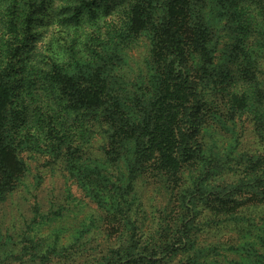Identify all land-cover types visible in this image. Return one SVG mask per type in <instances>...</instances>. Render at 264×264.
I'll list each match as a JSON object with an SVG mask.
<instances>
[{
    "label": "trees",
    "instance_id": "1",
    "mask_svg": "<svg viewBox=\"0 0 264 264\" xmlns=\"http://www.w3.org/2000/svg\"><path fill=\"white\" fill-rule=\"evenodd\" d=\"M6 1L7 34L0 47V209L1 203L23 179L24 173L19 169L15 171L11 160H18L15 147L23 144L32 118L30 111L36 108L39 110H34L36 120L45 121L42 112H50L53 123L66 124V135L71 132L72 125L82 134H101L103 155L90 154L96 159L95 167L101 180L88 168V161L84 160L86 155L72 166L82 170H77V177L82 179L84 186L89 184L92 192L100 187L111 192L112 202L103 205L110 209L105 218L117 225L120 234L122 227L131 226L125 237L120 235L121 238L105 243L98 256L80 264H170L172 258L162 256L170 253L173 243L186 248L188 256L183 264H206L198 241L205 231L199 202L205 200V204L207 198L223 201L218 205L223 213L222 220L227 219V212L229 219H239L234 210L229 211L233 204L224 202L230 194L213 196L215 198L204 191L197 194L198 187L192 188L188 178L185 179L166 213L170 218L165 215V225L161 226L169 236L173 230V241L161 244L152 230H146L149 211L141 193H145L147 187H154V179L182 178L190 162L198 167L205 162L208 153L199 143V133L206 123L200 111L203 106L210 105L211 98L207 94H212L215 103L224 104L236 97L234 87L216 79L218 45L227 36L226 30L234 28L242 30V40L246 39L249 44V37L254 35V22L259 21L251 6L245 0H63L58 5H55L56 0ZM240 17L243 23L237 25ZM220 19H226L225 23H219ZM53 21L64 25L65 29H74L75 34L85 23L98 25V32L104 24L108 32L110 28L114 30L122 47H133L140 37H148L150 48L146 61L152 85L142 84L147 64L145 69L135 68L128 50L120 63L112 57L103 61L105 58L99 56L91 61L76 58L75 64L70 65L57 55L53 56L57 61L47 67L39 65L41 54L34 53L33 49L43 40L45 26ZM91 36L93 39L95 35ZM74 37L67 48L87 43V40ZM9 53L11 60L18 56L17 63L6 59ZM24 54L29 64L22 61ZM234 58L230 51L228 59L234 61ZM28 66L34 75L30 84L25 77ZM88 68L91 69L89 75ZM84 74L88 78L82 77ZM207 81L214 85L201 88L200 83ZM39 88L44 94L37 91ZM44 95L48 101L39 105ZM55 133L51 136L58 137ZM83 145L70 146L73 148L70 155L75 161L83 156V149L87 153ZM90 156L88 158H92ZM212 160L206 163L212 164L208 169L211 174L207 176L219 174L226 180L228 170L222 164L224 161ZM18 164L23 165L22 161ZM254 166L256 171H262L254 180L264 182V155ZM201 187L204 190L206 184L203 182ZM4 236L10 235H4L0 228V264L53 263L57 260L50 257L42 262L46 259L44 256L61 252L57 239L43 249L36 244L30 247L33 249H26L27 245L19 249L14 248L11 241H5ZM7 244L10 245L8 249Z\"/></svg>",
    "mask_w": 264,
    "mask_h": 264
},
{
    "label": "rangeland",
    "instance_id": "2",
    "mask_svg": "<svg viewBox=\"0 0 264 264\" xmlns=\"http://www.w3.org/2000/svg\"><path fill=\"white\" fill-rule=\"evenodd\" d=\"M245 1L259 21L254 22V35L249 37V44L246 39L242 40V30L234 28L226 30L227 36L218 45L216 79L224 85L234 87L236 97L224 104L215 103L212 94H207V97L211 98L208 101L210 105L203 106L200 111L206 123L199 133V143L208 153L204 158L205 162H201L199 167L190 162V170L185 171L183 179L171 176L154 179V187H147L146 192L141 193L149 211L146 230H152L161 244L173 241V230L169 232V236L168 231L163 230L161 226L165 225V215L173 205L177 191L182 188L181 183L185 179L188 178V184L192 188L198 187L197 194L204 191L210 198L220 197L224 193L230 194V197H225L228 200L224 202L233 204L229 211L234 210L239 219H229L230 214L227 212V219L222 220L223 213L218 205L223 201L214 202L207 198V203L204 204L205 200L199 202V207L203 209L201 215L205 231L198 241L202 245V258L207 260L206 264H264V182L254 180L262 172L260 169H254L255 162L264 155V0ZM62 2L63 0H56L55 5ZM7 6L6 0H0V47L7 34L4 20L6 16L9 18ZM239 15L238 12L236 16ZM251 19L250 17V21ZM225 21L226 19H220L218 22ZM242 23L243 17H240L237 25ZM63 26L56 21L45 26L43 40L33 49L34 53L41 54L39 61L42 62L39 65L47 67V64L57 61L58 58L53 57L57 55L64 57L63 60L70 65L75 64L76 58H80V61H91L93 57L99 56L105 58L103 61L112 57L115 62L120 63L124 52L128 50L132 55L131 64L135 68L139 66L145 69L150 48L148 37H140L133 47H122L121 40L114 30L110 28L108 32V27L104 24L101 32H98V25L85 23L81 30H78V34H75L74 29L67 30ZM74 35L80 41L87 40V43L81 42L67 48V44L74 40ZM91 35H95L93 39ZM232 42L234 43L231 49ZM230 51L233 57H236L234 61L228 59ZM29 55L31 57V54ZM17 57L11 60L12 55L9 53L6 59L17 63ZM23 57L22 61L29 64L27 54ZM25 67L26 65L23 66ZM30 68L25 74L29 84L34 77ZM146 69L147 75L143 77L142 83L144 86L152 85L148 64ZM89 74L90 68L87 71V75ZM87 75L82 77L88 78ZM213 85L212 81L200 83L201 88ZM37 91L44 94L41 88ZM42 99L38 101L39 105L48 101L45 95ZM29 101L27 98L26 102ZM34 110L39 111L36 108L30 111L32 118L23 144L19 148L15 147L18 160H11L14 170L19 169L24 175L18 188L10 192L1 203V232L4 235L8 233L10 236H4L5 241H11V245L19 249L26 245V249H33L30 247L34 244L43 249L57 239L61 252L44 256L46 259L42 262L45 263L50 257L57 261H49L47 264H80L86 259L98 256L105 243L107 245L109 241L121 238L120 235L125 237L126 232L131 231V226L122 227L120 234L117 225L105 218L110 209L103 205L112 202L111 192L102 187L92 192V187L89 184L84 186L82 179L77 177L78 171L82 170L72 166L77 165L86 155L84 160L88 161V168L101 180L102 177L95 167L96 159L93 157L103 155L101 134H82L79 128L72 125L71 132L66 135V124L63 125L62 121L56 122L60 126L53 123L50 112H42L46 120L38 121ZM54 131L58 133V137L51 136ZM78 143L84 144L83 148L85 147L87 153L85 154L83 149V156L75 161L70 155V149H73L70 146L75 147ZM209 159L224 161L222 164L228 170L226 180L219 174L210 178L207 176L212 165L206 164ZM18 161H22L23 165H19ZM75 170L78 171L75 173ZM203 182L206 184L204 190L201 187ZM166 217L170 218L169 214ZM166 224L168 226V221ZM222 243L226 244L221 245ZM225 245H229L228 248H224ZM234 245L236 249H232ZM171 247L170 253H165L162 257H171L170 264L185 263L188 256L186 248L178 243H173ZM8 248L10 245L7 244L6 249ZM219 257H223V260L220 261Z\"/></svg>",
    "mask_w": 264,
    "mask_h": 264
}]
</instances>
